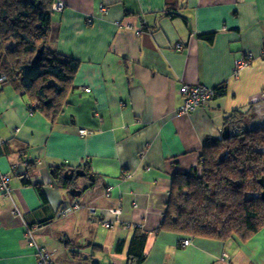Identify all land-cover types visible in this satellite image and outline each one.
I'll list each match as a JSON object with an SVG mask.
<instances>
[{"label":"crops","instance_id":"obj_1","mask_svg":"<svg viewBox=\"0 0 264 264\" xmlns=\"http://www.w3.org/2000/svg\"><path fill=\"white\" fill-rule=\"evenodd\" d=\"M59 1L51 47L80 62L71 104L51 123L0 82V173L11 194L0 193V264H38L30 239L53 264H126L135 229L147 236L142 264H264V229L246 242L159 230L173 177L198 167L224 118L264 124V0ZM193 85L225 87L181 113L180 89ZM68 169L86 172L65 185L86 188L81 198L53 175ZM30 177L45 205L22 183Z\"/></svg>","mask_w":264,"mask_h":264},{"label":"trees","instance_id":"obj_2","mask_svg":"<svg viewBox=\"0 0 264 264\" xmlns=\"http://www.w3.org/2000/svg\"><path fill=\"white\" fill-rule=\"evenodd\" d=\"M53 3L0 0V77L23 90L29 97L27 108L51 123L70 103L80 66L76 59L51 47ZM200 37L207 39L208 35ZM39 49L41 55L34 62ZM224 87H216L215 95ZM235 114L224 118L229 136L205 143L198 167L173 177L159 230L221 242L236 236L246 242L264 229V124L243 125L244 116ZM238 122L235 133L231 125ZM28 160H23L27 168L32 165ZM54 173L61 184L69 183L58 170ZM22 183L35 186L46 204L31 177ZM146 244V234L135 229L126 264H142ZM122 246L123 242H117L114 252L120 253ZM50 260L53 264L51 256Z\"/></svg>","mask_w":264,"mask_h":264},{"label":"built area","instance_id":"obj_3","mask_svg":"<svg viewBox=\"0 0 264 264\" xmlns=\"http://www.w3.org/2000/svg\"><path fill=\"white\" fill-rule=\"evenodd\" d=\"M180 46H178L179 48ZM246 59H249L247 55L244 57L237 59L236 66L244 65V61ZM5 81V78L3 76L0 77V82ZM214 88H208L206 86L198 85L195 87L190 86H183L180 89V92L182 93L184 100L183 104L181 105L179 112L181 113H190L193 112L199 105L208 102L213 97H215ZM88 132L86 130H80L79 134L86 135ZM7 176L0 173V193L1 197L5 199L11 198L10 194V188L7 185ZM73 208H78V204H75ZM72 211V208H66L62 209L60 211L61 214L70 213ZM120 209H115L114 213H119ZM191 242V239L188 237L183 240V245L187 246ZM30 245L34 246L36 248V258L38 261V264H52L50 260V255L45 249L37 248L36 243L30 239Z\"/></svg>","mask_w":264,"mask_h":264},{"label":"water","instance_id":"obj_4","mask_svg":"<svg viewBox=\"0 0 264 264\" xmlns=\"http://www.w3.org/2000/svg\"><path fill=\"white\" fill-rule=\"evenodd\" d=\"M42 52V49H39L38 52L35 55L34 62L37 60V58L40 57ZM229 136V127L225 126L223 131H222V138H226ZM80 177H86V172L82 169H68L63 172L62 179L67 182H71L76 180L77 178ZM91 182L94 181L93 175H89L88 177ZM63 188H66L65 185H63ZM69 196L74 197V198H81L84 195V192L86 191V188L84 189H77L76 187H71V188H66Z\"/></svg>","mask_w":264,"mask_h":264},{"label":"rangeland","instance_id":"obj_5","mask_svg":"<svg viewBox=\"0 0 264 264\" xmlns=\"http://www.w3.org/2000/svg\"><path fill=\"white\" fill-rule=\"evenodd\" d=\"M63 8V4L62 3H60V1L59 0H54V3H53V5H52V11H57V10H60V9H62ZM73 85V84H72ZM195 86H198V85H193V86H190V87H195ZM12 87V86H11ZM74 87V86H73ZM12 89H13V91L14 92H17L18 94H20L21 96H23V98L24 99H28L29 97L25 94V93H23V90H21V89H19V88H17V87H12ZM14 89H17L18 91H16V90H14ZM73 92V91H72ZM70 93V96H69V100L71 99H74V94L73 93ZM27 102V101H26ZM71 104V103H70ZM257 123V122H256ZM243 124V123H242ZM244 125V124H243ZM81 135V134H80ZM22 164H25V162H22ZM124 175V178H128L129 177V175L128 174H123ZM74 181H77V183L78 182H82V181H86V178L85 177H78L76 180H74ZM72 182V181H71ZM71 182H69V183H71ZM74 183V182H73ZM71 197V196H70ZM78 203H79V201H77ZM79 206V205H78ZM114 216H115V219L118 217V216H120V212L119 213H114ZM225 257V256H224Z\"/></svg>","mask_w":264,"mask_h":264},{"label":"bare ground","instance_id":"obj_6","mask_svg":"<svg viewBox=\"0 0 264 264\" xmlns=\"http://www.w3.org/2000/svg\"><path fill=\"white\" fill-rule=\"evenodd\" d=\"M234 132L236 133V130Z\"/></svg>","mask_w":264,"mask_h":264}]
</instances>
